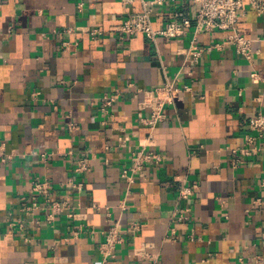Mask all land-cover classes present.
Returning a JSON list of instances; mask_svg holds the SVG:
<instances>
[{"label":"crops","instance_id":"1","mask_svg":"<svg viewBox=\"0 0 264 264\" xmlns=\"http://www.w3.org/2000/svg\"><path fill=\"white\" fill-rule=\"evenodd\" d=\"M175 8L157 7L154 25ZM141 10L0 0V264H264V137L256 154L233 153L264 113V11L247 4L238 23L260 49L249 60L225 31L195 46L191 31L122 37L117 25ZM166 83L174 99L151 133L142 102ZM141 149L161 159L132 171ZM37 180L48 196L32 192ZM117 222L124 241L105 259Z\"/></svg>","mask_w":264,"mask_h":264},{"label":"built area","instance_id":"2","mask_svg":"<svg viewBox=\"0 0 264 264\" xmlns=\"http://www.w3.org/2000/svg\"><path fill=\"white\" fill-rule=\"evenodd\" d=\"M128 5H133L140 1L142 10L129 13L128 16L116 27V30L122 37L136 34H144L150 40L156 41L160 37L177 39L187 32L193 34L192 43L195 46L199 34L203 32L225 31L228 32L227 42L236 47L238 53L249 60H253L255 54L260 52L259 48L254 46V40L239 31L238 23L247 9V4L258 13L264 11V0H123ZM176 4L173 19L165 26L157 28L154 25L155 9L170 3ZM103 33L101 28H95L91 31L94 37ZM222 45L216 44L212 48H220ZM203 49L195 50L192 53L196 56L202 54ZM256 75V74H254ZM175 87L173 83H166L158 87L156 93L145 97L142 106L148 108L150 115L142 120L151 129H154L166 117V107L173 102V93ZM112 97L105 98V104L113 102ZM250 132L246 134V146L241 149H234L233 153H240L242 156H250L259 151L257 140L264 137V113L253 115L249 121ZM1 156H4L3 153ZM154 159H161L160 155L154 150H139L134 156L132 171L141 170L143 166ZM238 159H235L237 164ZM89 168V159L80 158L77 161L76 170L78 172L87 171ZM123 175L130 181H134L130 170L125 169ZM82 184H79L80 187ZM50 184L48 180L35 181L32 186V192L48 196ZM193 193L192 188L184 187L181 190V196L186 198ZM126 206V205H124ZM124 241L120 224L114 223L106 232L104 242L101 244V251L105 259L115 256L118 246Z\"/></svg>","mask_w":264,"mask_h":264}]
</instances>
